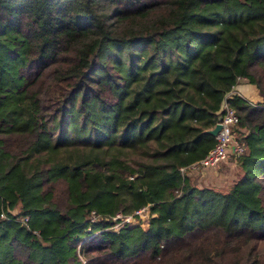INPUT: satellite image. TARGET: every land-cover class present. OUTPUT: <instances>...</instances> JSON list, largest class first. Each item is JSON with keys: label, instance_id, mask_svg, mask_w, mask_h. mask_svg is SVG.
I'll list each match as a JSON object with an SVG mask.
<instances>
[{"label": "trees", "instance_id": "obj_1", "mask_svg": "<svg viewBox=\"0 0 264 264\" xmlns=\"http://www.w3.org/2000/svg\"><path fill=\"white\" fill-rule=\"evenodd\" d=\"M241 78L244 175L199 186ZM261 175L264 0H0V264H264Z\"/></svg>", "mask_w": 264, "mask_h": 264}, {"label": "built area", "instance_id": "obj_2", "mask_svg": "<svg viewBox=\"0 0 264 264\" xmlns=\"http://www.w3.org/2000/svg\"><path fill=\"white\" fill-rule=\"evenodd\" d=\"M236 95L239 96L241 94L237 89V85H233L232 89L225 96L226 99L224 101L223 113L221 114L222 128L216 135V144L209 150V152L205 155L203 159L192 163L191 168L196 166L210 168L226 160L232 153L239 154L244 151V145L238 140V137L236 136L235 132V128L240 122V116L238 115L236 107L231 103V99H233ZM182 169L184 170L185 168ZM144 210L148 211V213L150 214L149 206H145L140 209H137L134 214L123 215L121 213H118L116 217H114V219H122L117 221V223H135V218H141L140 214ZM1 215L6 217L4 212H2ZM92 217L93 220H96L98 218V215L93 212ZM22 219L24 222H28L29 217L24 216Z\"/></svg>", "mask_w": 264, "mask_h": 264}, {"label": "rangeland", "instance_id": "obj_3", "mask_svg": "<svg viewBox=\"0 0 264 264\" xmlns=\"http://www.w3.org/2000/svg\"><path fill=\"white\" fill-rule=\"evenodd\" d=\"M187 173L197 185L209 187L213 186L223 191L229 189L237 179L244 175L235 158L231 162L225 160L224 162H221L218 165L212 166L210 168L197 166L192 167ZM260 178L264 183V176L261 175ZM148 214V211L144 210L140 214L141 218L136 217L134 222H141L144 227H147L148 221L150 219ZM121 223L122 222H118L113 226V228H117L119 225H121Z\"/></svg>", "mask_w": 264, "mask_h": 264}, {"label": "crops", "instance_id": "obj_4", "mask_svg": "<svg viewBox=\"0 0 264 264\" xmlns=\"http://www.w3.org/2000/svg\"><path fill=\"white\" fill-rule=\"evenodd\" d=\"M237 89L241 94L239 96L245 98L247 101L249 100L251 102H259L260 99L263 98L260 96L259 89L255 85V83L251 82L247 78H243L238 82ZM226 160L228 162L233 161L234 160L233 155H230Z\"/></svg>", "mask_w": 264, "mask_h": 264}, {"label": "water", "instance_id": "obj_5", "mask_svg": "<svg viewBox=\"0 0 264 264\" xmlns=\"http://www.w3.org/2000/svg\"><path fill=\"white\" fill-rule=\"evenodd\" d=\"M221 119H222V117H221V115H219V121L216 123V125L213 126V127H211L210 129H208L206 132L209 133V134H213V135L216 136L218 134V132L222 128ZM231 155H233V153ZM233 157H234V155H233Z\"/></svg>", "mask_w": 264, "mask_h": 264}]
</instances>
